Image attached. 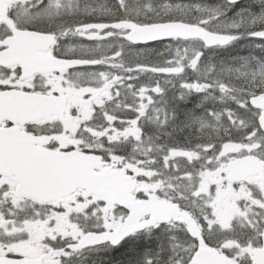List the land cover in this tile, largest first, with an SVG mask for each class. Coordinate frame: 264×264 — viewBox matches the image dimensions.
<instances>
[{
    "label": "snow or ice",
    "instance_id": "6c2138e0",
    "mask_svg": "<svg viewBox=\"0 0 264 264\" xmlns=\"http://www.w3.org/2000/svg\"><path fill=\"white\" fill-rule=\"evenodd\" d=\"M0 264H264V0H0Z\"/></svg>",
    "mask_w": 264,
    "mask_h": 264
}]
</instances>
